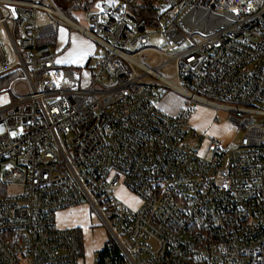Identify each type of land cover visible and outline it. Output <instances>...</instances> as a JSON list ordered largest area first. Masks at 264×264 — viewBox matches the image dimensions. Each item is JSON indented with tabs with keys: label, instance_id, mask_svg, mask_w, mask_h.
I'll use <instances>...</instances> for the list:
<instances>
[{
	"label": "built area",
	"instance_id": "1",
	"mask_svg": "<svg viewBox=\"0 0 264 264\" xmlns=\"http://www.w3.org/2000/svg\"><path fill=\"white\" fill-rule=\"evenodd\" d=\"M74 13L88 28L56 0H0L19 58L7 63L0 41V74L22 69L27 88L0 109V182L22 187L0 191V264H85L83 231L56 223L81 205L126 264H264V0H95ZM59 25L102 50L86 77L40 45ZM169 91L188 101L176 116L158 107ZM193 104L230 113L239 140L183 143Z\"/></svg>",
	"mask_w": 264,
	"mask_h": 264
},
{
	"label": "rangeland",
	"instance_id": "2",
	"mask_svg": "<svg viewBox=\"0 0 264 264\" xmlns=\"http://www.w3.org/2000/svg\"><path fill=\"white\" fill-rule=\"evenodd\" d=\"M94 1L95 0H84V2L87 3V8L89 5H92ZM72 18L80 26L88 28L87 15L85 13H79V16H76V13H73ZM73 40H75V44H73ZM0 41L6 54L7 63L19 60L18 55L15 52L14 44L4 25H0ZM93 44L90 39L86 38L83 34L79 33L72 27H63L59 25L56 45L53 49L56 52L58 60L65 61L64 63H61V65L76 68L82 73L83 77H86L87 71L83 67L87 63L89 57L92 56L91 54L94 51V48L97 51L102 52L100 48H97L95 45L93 46ZM150 44L161 49L163 52L169 53V47L165 45L161 35H154L150 40ZM77 50H83L87 55H85L78 63L68 62L73 58L72 54ZM146 56L145 62L148 65L153 66L158 62V56L155 53L148 52L146 53ZM93 64L94 63L91 65ZM160 73L168 78H172L173 76V70L171 68H164ZM5 74L6 73H3L0 76L2 77ZM16 74L17 77L12 80L8 89L0 93V109L6 107L13 100L11 95H13L14 98H17L18 95L23 96L27 93L26 84L22 82L25 75H23L20 70L16 71ZM16 83L18 85L14 92L11 88H13ZM187 102L188 101L184 96L169 91L158 103V107L166 114L176 116L179 111L187 106ZM161 104L164 105V107L161 108ZM193 107L194 109L188 124V134L183 143H189L196 148H201L202 144L199 142V138L192 137V133H196L197 136L203 137L202 140L207 142L215 139L222 140L228 144L234 138L236 142L239 140L241 133H239L240 131L237 133V129L230 122V113L220 109L216 111L215 109L197 104H193ZM0 191L9 196H14L22 193V187L19 185L0 184ZM115 193L117 197L128 206L132 208L138 207L139 200L135 196L127 193L124 189L119 188ZM85 207L86 208L83 210L84 212L81 214H77V212L72 209L56 214V223L57 226L61 227L64 223L69 224L72 219L85 222L81 225L84 232L85 264H94L98 252L96 251V248L101 247V244H103L105 240L112 239L114 241V238L111 233L108 232L106 226L103 225L98 214L95 211H92L88 205ZM122 241L124 243L127 240L123 239Z\"/></svg>",
	"mask_w": 264,
	"mask_h": 264
},
{
	"label": "trees",
	"instance_id": "3",
	"mask_svg": "<svg viewBox=\"0 0 264 264\" xmlns=\"http://www.w3.org/2000/svg\"><path fill=\"white\" fill-rule=\"evenodd\" d=\"M56 2L61 7V9L70 17H72L74 12L91 9L94 4L93 2V4L89 5L87 8V3L84 2V0H56ZM56 40L57 37H53L51 39L42 41L40 45H51L54 47L56 45ZM19 70L21 71V73H23L22 69L20 68H12L3 72L6 74L2 77L0 76V93L8 89L12 80L17 77L16 71ZM11 96L13 97L12 101H15L16 98H14L13 95ZM95 264H126V258L116 242L112 239H108L105 242L104 247L97 252Z\"/></svg>",
	"mask_w": 264,
	"mask_h": 264
},
{
	"label": "crops",
	"instance_id": "4",
	"mask_svg": "<svg viewBox=\"0 0 264 264\" xmlns=\"http://www.w3.org/2000/svg\"><path fill=\"white\" fill-rule=\"evenodd\" d=\"M92 44H93V42H92ZM95 44H93V46H94ZM94 50H95V48H94ZM94 52V51H93ZM93 52H92V54H93ZM91 54V55H92ZM56 58H57V61H59L58 60V57H57V55H56ZM90 59H91V56L89 57V59H88V61H87V63L90 61ZM86 63V64H87ZM60 65H61V63H59ZM85 64V65H86ZM84 65V66H85ZM63 66V65H62ZM162 107H164V105H162L161 104V108ZM180 112V111H179ZM179 114V113H178ZM85 206H87V205H81V206H77V207H74V208H69V209H64V210H62L63 212L65 211H68V210H70V209H72V210H75V212H77V214H81L82 212H84L83 210L86 208ZM62 211H60L61 213H63ZM59 212V213H60ZM70 213H72V212H70ZM85 222L84 221H82V220H80V221H76V219H72V221L69 223V224H66V223H64V225H62L61 227L62 228H68V227H76V228H79V229H81L82 230V228H81V225L82 224H84ZM83 231V230H82ZM84 233V232H83ZM107 240H105V242H106ZM105 242L103 243V244H101V247H97L96 249V251H99V250H101L103 247H104V245H105Z\"/></svg>",
	"mask_w": 264,
	"mask_h": 264
},
{
	"label": "snow or ice",
	"instance_id": "5",
	"mask_svg": "<svg viewBox=\"0 0 264 264\" xmlns=\"http://www.w3.org/2000/svg\"><path fill=\"white\" fill-rule=\"evenodd\" d=\"M107 2H108L111 6L115 7L116 4H117V2H118V0H107ZM97 7H98V8H101V11H103V8L101 7L100 4H98ZM249 7H250V6H249ZM234 11H235V9H234ZM75 43H76L75 40H73V44H75ZM72 55H73V58L70 59L68 62H70V63H78L80 60L83 59V57H84L85 55H87V53H86L85 51H83V50H77V51L74 52ZM64 62H65V61H57V63H64ZM12 135L14 136L15 133H12Z\"/></svg>",
	"mask_w": 264,
	"mask_h": 264
}]
</instances>
